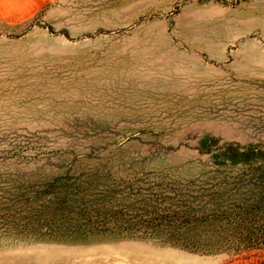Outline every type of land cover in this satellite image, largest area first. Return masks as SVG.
<instances>
[{
	"label": "rangeland",
	"instance_id": "374dc122",
	"mask_svg": "<svg viewBox=\"0 0 264 264\" xmlns=\"http://www.w3.org/2000/svg\"><path fill=\"white\" fill-rule=\"evenodd\" d=\"M256 170L264 0H0V264H264L29 224L61 182L244 189Z\"/></svg>",
	"mask_w": 264,
	"mask_h": 264
},
{
	"label": "trees",
	"instance_id": "16d2710c",
	"mask_svg": "<svg viewBox=\"0 0 264 264\" xmlns=\"http://www.w3.org/2000/svg\"><path fill=\"white\" fill-rule=\"evenodd\" d=\"M248 176L244 189H194L192 182H172L135 192L104 190L98 197L90 194V181L85 186L61 182L42 193L48 205L29 224L65 233L62 239L70 240L108 233L153 238L200 253L264 249V170Z\"/></svg>",
	"mask_w": 264,
	"mask_h": 264
}]
</instances>
